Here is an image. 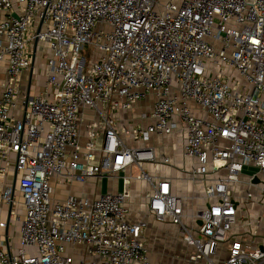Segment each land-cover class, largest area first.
<instances>
[{"label": "built area", "instance_id": "2783aa9c", "mask_svg": "<svg viewBox=\"0 0 264 264\" xmlns=\"http://www.w3.org/2000/svg\"><path fill=\"white\" fill-rule=\"evenodd\" d=\"M0 12L8 75L0 213L9 207L0 228L18 219L21 236L16 251L0 246V264H156L142 240L147 222L129 220L132 176L120 174L132 167L153 187L149 211L177 225L195 249L192 264H264L263 246L231 237L241 210L231 188L245 182L246 168L254 170L247 183L264 196V181L254 182L264 174V0H0ZM40 44L49 48L43 91L23 93ZM87 46L102 55L88 63ZM151 96L150 112L119 126L118 113ZM180 128L183 154L195 160L190 174L210 180L205 196L214 200L191 215L168 179L144 171L157 161L155 148L126 142ZM114 175L124 184L117 192L55 196L54 180ZM18 194L24 218L15 211ZM253 197L251 190L245 200Z\"/></svg>", "mask_w": 264, "mask_h": 264}, {"label": "crops", "instance_id": "0c3cea01", "mask_svg": "<svg viewBox=\"0 0 264 264\" xmlns=\"http://www.w3.org/2000/svg\"><path fill=\"white\" fill-rule=\"evenodd\" d=\"M5 17V12H0V20ZM49 51V48L47 45H41L39 48H37L36 56L34 58V69L30 70L29 72H26L23 75V81H22V92L23 93H30L31 95H37L43 91L45 81H46V59H47V53ZM38 57L41 59V63L36 66V62ZM36 72L38 77V87L37 90L33 91V76ZM8 80L7 75V61L3 60L0 61V96L3 91V85ZM155 101V97L151 96L150 99L147 101L138 103L130 110H127L125 112H120L117 114V119L120 127L125 126H131L134 124V122L138 121L139 115L142 112H150L153 103ZM199 111V110H198ZM22 112V109H18L15 111L16 115L20 116ZM200 112V111H199ZM91 113V111H89ZM140 113V114H139ZM201 113V112H200ZM137 114H139L137 116ZM151 121V120H150ZM88 122L86 121V124ZM148 121H145L144 124H147ZM86 126L84 131L86 132ZM175 143L178 146L177 155H166L164 154L166 151H158L157 148H155L157 161L155 162L157 165L158 163L162 166H154L153 163H143L142 167L144 171H146L149 175L154 177V181L158 182L161 179H168L171 182L172 190L174 193H176L179 196H182L185 198V213L187 215H191L199 210L205 209L209 206L211 202H213V199H207L206 198V187L210 183V180H207L206 178L198 177L196 179H193L191 176V170L193 169L195 160L193 158L186 157L183 154V142H184V131L182 128L177 130L175 132ZM153 136V135H151ZM159 136V135H158ZM169 136V135H166ZM126 142L131 146H142L143 141H135L133 139H127ZM171 152V151H170ZM169 158V163H164V159ZM99 159V158H98ZM149 169V171L147 170ZM137 169L132 167L128 168L126 171H123L120 175L123 176H132L130 179L127 187L129 189L130 195L127 199V208L129 210V220L131 222H139V221H145L148 224V227L146 231L143 234L142 240L147 246L150 257L152 261L156 264H192L189 261V257L195 253V249L191 246H189L183 238V234L180 230V228L173 224L169 219L166 222H158L154 215L149 211L148 205H149V195L151 193H147L145 195L142 194V185L139 181L136 180H143L138 179L136 176H138V173L136 171ZM150 172V173H149ZM245 175L243 176V179L245 180V183H241L245 185L247 191L241 195L240 189L238 185L232 186V194L237 198V200L240 201V199L244 200V198L247 196V193L249 191H253L254 197L250 200L246 199L244 202H241V209L242 205L248 204L249 210H251L254 213V217L251 216L248 218L249 222L245 223L243 228L240 229V232H236L234 229L236 226L240 225V222L244 220L243 217L240 216L239 210V218L237 221V225L234 227L233 231L231 232V237L234 238H250L251 242H253L255 245L263 246L264 247V228L262 229L260 223L262 221L261 216L264 212V196L259 193L257 189L249 185L247 182L249 181V174L253 173V168H246L245 169ZM223 174V172L217 173ZM15 173L13 169L8 174V182H12L15 179ZM215 176V175H214ZM117 177L119 179V182L117 180L111 181V178ZM213 177V176H212ZM98 179H102V193H107L106 190L110 189L113 192H117L119 190H122L124 187L122 179L114 175L113 177L108 178H93V182H98ZM132 180H135V182H132ZM260 180L264 181V174L259 175V182ZM145 181V180H143ZM54 183H59L57 180L53 181ZM113 182V183H112ZM78 183V184H75ZM87 183H79L77 181H73L71 183V186L78 185L81 186L80 190H77L76 192H72L70 194H76L85 198L89 199H96L97 197H89L85 194V188L87 186ZM63 184V183H62ZM74 185V186H75ZM58 194H55L56 198L60 200H64L68 195H64L63 192ZM20 197L19 205L24 211L23 218L25 216V207L22 202L21 196ZM18 206V205H17ZM20 214V213H19ZM9 216V207L4 205L2 208V211L0 213V220H8ZM21 216V215H20ZM185 222L187 225L193 226L194 228H197L199 224H201L200 221H197L195 219H191L186 217ZM15 223L14 226H11ZM12 229V230H11ZM18 229L19 232V244H15L12 242V239L10 237L13 230ZM149 233H152V236L156 241L154 242V245L149 244L146 241L147 235ZM157 244V245H155ZM0 246H4V248H10L12 251H16L21 246V236H20V220L12 218L8 224L7 228H0ZM227 246V244H225ZM225 247L220 249V252H224Z\"/></svg>", "mask_w": 264, "mask_h": 264}, {"label": "rangeland", "instance_id": "374dc122", "mask_svg": "<svg viewBox=\"0 0 264 264\" xmlns=\"http://www.w3.org/2000/svg\"><path fill=\"white\" fill-rule=\"evenodd\" d=\"M101 55H102V53L100 51L94 50V48H92L90 46L85 47V49L82 52V56L86 58L88 63H90V62H92L94 60H97ZM40 59L41 58L38 57L37 62H36V66H38L41 63ZM33 84H34V87H33L32 92L37 90V87L39 85L38 77H37L36 72L34 73V76H33ZM139 114H137V116ZM175 135H176L175 132L172 133L169 136L153 135V136L149 137L148 139L144 140L143 144H144V146L155 147V148L158 149V151L165 150L166 152L164 154H166V155H168V154L170 155L171 154L173 156H176L177 155L176 151L178 150V146L175 143ZM153 165L154 166H159V167L162 166L163 167V165H160L159 163H158V165L156 163H154ZM147 170L149 171L148 168H147ZM136 171L138 173V170H136ZM113 179L117 180V182H119V179L117 177L111 178L110 180L113 181ZM136 181H139L141 183V185H142V194L143 195H145L147 193H151V191L153 190V187L151 186V184L149 182L143 181V180H136ZM132 182H135V180H132L131 183ZM242 183H245V182H242ZM75 184H78V183H75ZM74 185L71 186L70 183H63L62 184V182L53 183V186H54V189H55V193L58 194L57 196H59L61 192H63L64 195H68V194H70L72 192H76L77 190H80L81 186H78V185L74 186ZM239 189H240L241 195H243L247 191L245 185H243V184H240ZM102 190H103L102 189V179H98V182H93L92 179H90L88 181V183H87L86 188H85V194L87 196H89V197H97L100 194H102V192H103ZM106 192L111 193L113 191L108 189V190H106ZM17 201L19 203V201H20V197L19 196H17ZM240 201L244 202L245 198H244V200L240 199ZM248 208H249L248 204L242 205V209L240 211V216L243 217L244 220H242L240 222L239 226L235 227L234 230L236 232H240V229L243 228L242 225H244L245 223L249 222L248 218L250 216L252 218L254 217V213L251 210H249ZM15 211L17 213H20L21 218H23L24 211L22 210V208L20 207L19 204L15 208ZM261 219H262V221H261L260 225H261V227L263 229L264 228V212L262 213ZM14 225H15V223L13 225H11V226H14ZM10 237L12 239V242H14L15 244H19L20 243L18 229L13 230L11 235H10ZM146 241L149 244H151V245L153 244L154 245V242L156 241V239H154V237L152 236V233L151 234L149 233V235H147V237H146ZM155 245H157V244H155Z\"/></svg>", "mask_w": 264, "mask_h": 264}, {"label": "water", "instance_id": "95a60500", "mask_svg": "<svg viewBox=\"0 0 264 264\" xmlns=\"http://www.w3.org/2000/svg\"><path fill=\"white\" fill-rule=\"evenodd\" d=\"M254 182H255V183L259 182V179H258V178H255V179H254Z\"/></svg>", "mask_w": 264, "mask_h": 264}]
</instances>
